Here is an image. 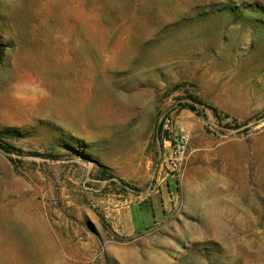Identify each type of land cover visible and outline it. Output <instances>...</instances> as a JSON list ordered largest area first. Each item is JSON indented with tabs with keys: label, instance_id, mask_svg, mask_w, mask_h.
<instances>
[{
	"label": "rangeland",
	"instance_id": "obj_1",
	"mask_svg": "<svg viewBox=\"0 0 264 264\" xmlns=\"http://www.w3.org/2000/svg\"><path fill=\"white\" fill-rule=\"evenodd\" d=\"M0 44V264H264V0H0Z\"/></svg>",
	"mask_w": 264,
	"mask_h": 264
},
{
	"label": "crops",
	"instance_id": "obj_2",
	"mask_svg": "<svg viewBox=\"0 0 264 264\" xmlns=\"http://www.w3.org/2000/svg\"><path fill=\"white\" fill-rule=\"evenodd\" d=\"M134 209H136L137 212L134 211ZM148 214L149 213L140 210L139 206L136 208L131 205L122 212L121 217L124 218L123 223H121V220H118L116 226L124 233H134L137 230L143 229L147 225ZM137 219H139V223L142 227L138 224ZM138 225L140 227H138Z\"/></svg>",
	"mask_w": 264,
	"mask_h": 264
},
{
	"label": "built area",
	"instance_id": "obj_3",
	"mask_svg": "<svg viewBox=\"0 0 264 264\" xmlns=\"http://www.w3.org/2000/svg\"><path fill=\"white\" fill-rule=\"evenodd\" d=\"M186 146V137L185 135H181L179 140L175 143V151H174V158H172V161L174 162L175 160H179V156L182 155L183 150L185 149ZM174 166H176V163H174Z\"/></svg>",
	"mask_w": 264,
	"mask_h": 264
},
{
	"label": "trees",
	"instance_id": "obj_4",
	"mask_svg": "<svg viewBox=\"0 0 264 264\" xmlns=\"http://www.w3.org/2000/svg\"><path fill=\"white\" fill-rule=\"evenodd\" d=\"M4 57V51H3V46L0 44V62L2 61ZM191 109L196 110L195 106H191ZM214 111V114L216 115V117H220V112L218 111L217 108L212 107L211 108ZM11 147V148H8ZM0 148H2L5 151H9L8 149H14L13 146H9V144H5V143H0Z\"/></svg>",
	"mask_w": 264,
	"mask_h": 264
}]
</instances>
